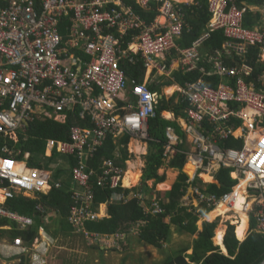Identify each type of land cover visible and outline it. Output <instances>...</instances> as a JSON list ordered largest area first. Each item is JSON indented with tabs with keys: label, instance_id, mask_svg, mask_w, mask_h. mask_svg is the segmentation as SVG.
Wrapping results in <instances>:
<instances>
[{
	"label": "built area",
	"instance_id": "2783aa9c",
	"mask_svg": "<svg viewBox=\"0 0 264 264\" xmlns=\"http://www.w3.org/2000/svg\"><path fill=\"white\" fill-rule=\"evenodd\" d=\"M151 9L156 14L148 20L142 11ZM208 12L203 33L191 45L179 47L176 40L187 24L176 0H0V136L16 141L25 120L53 117L63 123L70 112H76V120L85 126L73 123L68 140L50 138L45 145L50 154L56 151L76 160L71 174L78 189L71 193L68 220L78 231L85 222L104 217L101 205L94 211L92 181L112 191L109 202L127 200L122 191L127 187L126 169L110 158L92 168L86 159L107 137L114 141L127 134L138 141L150 139L148 120L156 115L161 98L148 85L134 82L129 95L121 98L128 89L123 63L138 56L148 69L164 72L166 66L158 59L175 53L184 70L201 73L178 87L176 99L184 106L185 130L192 136V148L185 153L195 168L193 174L213 177L219 167H230L231 177L237 179L230 191L220 195L194 187L197 207L203 203L212 210L227 209V217L238 221L236 204L242 198L240 211L248 228L264 235V4L208 0ZM249 13L252 26L245 22ZM257 13L261 17L256 18ZM215 31L224 36L221 47L200 55L201 44ZM223 57L234 64L226 65ZM201 63L211 67L207 70ZM212 77H219L215 86L210 84ZM206 120L213 125L212 134H203ZM166 136L167 150L176 151L181 140L169 128ZM216 138L243 144L220 148ZM49 179V173L27 167L2 145V202L51 190ZM151 206L145 211H162L157 203ZM0 218L22 229L34 224L31 217L1 202ZM94 235L98 243H107V236ZM124 235H110L109 243L119 248L117 240ZM33 240L29 247L33 263L46 264L49 240ZM11 245L19 254L28 249L21 236L14 237Z\"/></svg>",
	"mask_w": 264,
	"mask_h": 264
},
{
	"label": "trees",
	"instance_id": "16d2710c",
	"mask_svg": "<svg viewBox=\"0 0 264 264\" xmlns=\"http://www.w3.org/2000/svg\"><path fill=\"white\" fill-rule=\"evenodd\" d=\"M258 3H263L264 0H249ZM186 20L189 24L188 29H184L183 37L179 40L182 47L189 46L193 40H195L202 32L206 22L209 19L208 12V0H199L198 5L185 6ZM142 14L146 19H152L156 11L151 9L148 11H142ZM252 13L247 14L246 21L252 22L249 18ZM224 36L221 31H215L211 34L205 42L204 47H218L221 45ZM198 71H192L186 75L176 74V79L180 84H183L185 80L193 81L200 77ZM140 81V79H138ZM159 87L153 86L152 90ZM160 90V89H158ZM180 101L174 102L173 98L165 99L161 98L156 105V116L148 121V133L150 139L148 140L150 148L147 154L146 167L142 173V184L146 185V181L151 178L155 179V183L164 180V175H158L156 173V164L160 162V158L164 153V145L167 143L166 128L170 125H175L170 121L163 119L161 115L162 110L172 109L178 116H184V106ZM76 112H70L67 120L63 123L54 121L52 119H38L35 118L29 122V125L25 127L24 135L19 136L17 142L9 139L8 137L0 136V146L4 143L9 148H14L21 151V154L17 157V160H22V154L25 151H30V160L27 163L32 168L45 169L49 167V159L43 154V150L46 144L47 138L52 139H68V131L71 124L75 123ZM82 124V123H81ZM182 136V134H181ZM128 141V135L124 134L119 139V144L113 145L112 138L107 137L103 146L99 147L97 151L94 163L95 164L103 157L113 158V151L119 147L122 152V157L119 160H114L120 166H124L123 160L125 159L124 146ZM224 146H232V141H224ZM164 147V148H163ZM182 149V147H179ZM155 150L157 152H155ZM40 159H37L39 158ZM185 161V155L178 151L174 157L170 160L169 164L173 167L182 168ZM162 161L161 165L163 164ZM156 166V167H155ZM228 168H222L216 175L217 183L209 184V190L211 192H217L222 194L235 184L236 180L232 179L229 174ZM129 173V172H128ZM187 176L185 173L180 172L177 180L168 191L157 192L158 200L160 198H168V202L162 204L165 211L159 214H152L146 212L144 205L141 203V199L138 197L131 198L128 202L123 204H110L107 209V217L102 219L85 222V229L89 232H95L105 235H113L117 233H129L132 229L139 230V239L149 245L157 248H162L164 243L169 240L171 227L175 226L177 231L185 232L195 235L192 244V252L187 253L189 247H183L177 250L173 255H169L161 264H261L264 260V235L251 231L248 236L241 242L234 235V225L228 224L226 233L223 238V244L227 250V255L219 251V246L213 243L214 230L217 225L216 220L202 221L197 225V221L203 214L208 212V206L201 203L198 206V211L195 207L189 209L187 205H182L181 198L184 196L188 184H186ZM91 187L94 193V200L99 203L104 202L111 194V190H104L97 186L92 181ZM148 189V187H146ZM118 191L122 189H117ZM128 192L129 190L126 189ZM42 206H49L54 211L59 213L60 223L67 224L65 216L69 215V205L71 199L68 193H65L63 189H54L47 195H42L40 199ZM97 204L94 211L97 210ZM36 201L30 199H14L7 203L8 208L18 211L20 213H26L27 215L34 216L36 218L37 211L35 210ZM152 205V204H150ZM150 206L149 208H151ZM46 208V207H45ZM195 210V212H194ZM169 215V216H167ZM169 217V221H167ZM245 218V225L239 239L244 234L247 221ZM38 220L35 219V225L32 229H29L26 233L15 230V235L23 234L25 239L32 240L37 232ZM8 220L4 219L0 223L8 224ZM141 224H140V223ZM15 235L13 237H15Z\"/></svg>",
	"mask_w": 264,
	"mask_h": 264
},
{
	"label": "crops",
	"instance_id": "0c3cea01",
	"mask_svg": "<svg viewBox=\"0 0 264 264\" xmlns=\"http://www.w3.org/2000/svg\"><path fill=\"white\" fill-rule=\"evenodd\" d=\"M176 1L181 3V7H182L183 11L185 12V14H186L185 6L198 5L199 4V0H176ZM248 3L253 5V6L254 5L263 6V3H258V2H254V1H249L248 0ZM259 17H261V14L257 13L256 14V18H259ZM185 20H186V16H185ZM245 22H246L247 25H251V26L254 23L253 20H252V22H248V21H245ZM186 24H187V26L184 29H188L189 28V24H188L187 20H186ZM205 28H206V24H205L201 34L205 30ZM183 33H184V30H183ZM183 33L176 40V43L178 44L179 47H182L180 45V43H179V40L182 39ZM222 42H221V44H222ZM203 43L201 44V46L199 48L200 55L205 54V53L207 54L210 51L221 47V45H220V46L215 47L214 49H212V47H204ZM251 53L254 55L255 51L252 50ZM134 59H135L134 62L125 61L123 63V66H124V69H125V72H126V76H127V81H128V89H126V91H124V92H122L120 94L121 98H125V97H127L129 95V90H130V88H131V86L133 84L132 82H134V83L146 84V85H148V87L150 88V90L152 92H156L157 94L161 95V98H165V99L173 98L174 102H176V99H178L177 98L178 87L182 86L185 82L189 81V80H185L183 84H180L177 81V79H176V74L179 73V74H181L183 76V75H186L187 73H191L192 72V71L191 72L186 71V70H184L181 67L177 54L174 53L172 55H167V56H164L161 59H158V61H162L165 64V66H166V70L164 72L159 71L156 68L148 69V67L145 65V62L141 58H139L138 56L135 57ZM223 62L226 65H229V66H232L234 64L232 59H228L226 57H223ZM200 66H204L205 69H207V70L211 67V65L210 64L208 65V63H201ZM196 71L199 72V70H196ZM138 79H140V81ZM218 83H219V77H212V79L210 81V84L215 86ZM154 85L159 87L158 89H160V90H158V89L152 90V87ZM168 89H170V90H168ZM68 116H69V114H68ZM160 116L163 119H165L167 121H170L171 123L175 124L174 126L173 125L167 126L166 130L168 128L171 129L172 132L175 133L178 136V138L181 140L180 143L176 144V147L178 149H179V147H182V149H179V150H182L183 154L185 155V161L183 163L182 168L179 169L178 167L170 166L169 162L174 157V155L176 153H170L168 150H166V147L164 145V147H165V148L163 147L164 148V153H163V155L160 158V162H158L156 164L157 167L155 166L157 168L156 169V173L158 175H162V176L164 175L165 176L164 180L159 182L160 184H163L168 179L167 175L165 174L166 170H168V172L169 171L174 172L175 173V177H174L173 182L171 183L169 188L166 187V188H161L159 190H156L153 186H149L147 183H146V185L142 184L141 170H142V167H143V170L146 167L147 154H148V151H149V148H150V145H149V142H148L149 139L148 140L138 141V140H136L134 138H131L128 135V141H127L126 145L124 146V151H125L126 157L123 160V162H124L123 168L126 169V171H127L125 177L126 176L129 177L128 180L130 181V183L134 182L132 180V178L130 177L131 173L128 174V172H132V170H135V171L138 170V169L135 168V163H132L133 162L132 158H133V156L136 157L138 155L140 157L141 156H145L144 157V162L141 161V163H143L142 165L140 164L139 159L137 161H135L137 165L141 166V169H139V177L141 176V183H140V185H137V187H136L137 181L135 183L130 184V185H126L127 187L122 190L123 193L125 194V196L127 197V200L125 202L123 200H115L114 202H109L108 201L109 197H110L109 196L107 198V200H105L104 202H101V203L98 202V204H97V202L93 198V203H92L93 207H96V204H97V210H98L99 206L101 205L100 210H101V212L103 214L102 216H104V217L108 216L107 215L108 205H110V204H123V203L128 202L131 198L138 197V196H139L138 198L141 199V203L144 205V208H149L151 206L150 204L153 205V203H157L160 206V208L162 209V211L159 212V213L164 212L165 208L162 206V204L167 203L168 202V198H166V197L160 198L162 201L159 202L158 196H157V192L170 190L172 185L174 184V182L177 180V177H178L180 172H183V173L186 174V176H187L186 184H188L187 190H186V192L184 194V196L188 197V199L185 200L184 196H183L181 198V203H182V205H187L189 207V209H192V207L193 208L195 207L196 211H198L199 209L197 207L196 200L193 198V188L196 187V186H200L204 190H206L208 192H211L209 190V184L217 183V180H216L217 173L222 168H228L230 170V167H219L218 170L215 172V176H213V177L211 175H207V174H202L200 176L193 174L195 168L190 162L187 161V155L185 153V152L189 151L190 147L192 148V146L190 145L192 136L187 134V132L185 130V128H186L185 116H182V115H180V116L178 115L177 116L174 113V110H172V109L162 110ZM36 118L41 119V120H44V119L48 118V119H52L54 121L60 122L58 120H55L53 117H51V118H49V117H44V118L36 117ZM151 118H153V117H151ZM151 118H149V120ZM74 119H75V123H79V124L82 123V126H85L84 122H80V121L76 120V119H78L77 114H75ZM29 122H28V125H29ZM28 125H26V126H28ZM212 126L213 125L208 120H206L205 124L203 125V134H206V133H211L212 134V132H211L213 130ZM24 131H25V129L23 131H18V139H19L20 134L24 135V133H25ZM181 134H182V136H181ZM68 136H69V134H68ZM18 139L16 141L15 140H13V141L17 142ZM47 139H50V138H47ZM47 139H46V141H47ZM119 139L114 140V141L112 140L113 145L117 146L119 144ZM57 140H62V139H57ZM116 141H118V142H116ZM224 141L225 140H221L219 138L215 139V143L220 148L221 147L239 148L243 144L241 140L229 139L228 141H232V146H224L222 144ZM103 144L101 146H103ZM1 147L2 146H0V148ZM9 149L13 152V155L15 156L16 159H17L16 156H19L21 154L20 150H17V149H14V148H9ZM98 150H99V148H98ZM97 151H96L95 155H93L91 157H88L86 159L87 160V164H88L89 167L96 168V167H98L101 164V161L103 159L108 158V157H103L98 162H96L95 164H91V162L94 163V161H95V157H96ZM42 152L44 153L43 155L46 158L49 159V162H48L49 167H47L45 169H41V170L42 171H46L47 173L50 174V179H49L50 182L49 183L52 185V187H51V190H47L46 192H40V193L36 194V196H35V201H36L35 210L37 211L36 218L34 216L27 215L26 213H20L18 211L11 210L7 206V203L9 201H11V200H14V199H22V200H24V198L25 199L34 200L32 198L33 196L25 197V196H21L20 195V196L14 197L12 199H8V200H6L4 202H2V199L0 198V202L5 208H7V209H9V210H11L13 212H16L18 214L27 215V216L31 217L34 220V224L31 227H29L27 230H23L15 222H13V221H11V220H9L7 218H0V222L2 220H4V219H7L9 221L8 224H1L0 223V264H31L30 256L32 254V251H31V249L29 247H30L31 244H33V242H34L33 239L35 237H37L39 241H48L49 240V242H50V247H49L48 252L46 253V258H45L46 259V264H49L50 257L53 258V256H51V254L53 252V249L57 246L56 245V241L58 240L57 237L64 236V235H66V233H72V234H75L77 236L83 237V239L86 240V242L88 241V243H90V244L93 243V245H95L96 249L97 248L98 249H103L104 250V254L107 253V249L108 248H111L110 246H113L114 248H116V246L111 245L109 243V240H108L112 235L108 236V235H105V234L89 232V231H87L85 229V227H84L85 224L83 226L84 229L81 230V231H78V229L76 227H74L73 225H71V223L69 222L68 215L65 216V220H66L67 224H65V223L62 224V223H60V218H62V216H60L59 213L54 211L49 206H45L46 208L42 206V203L40 201L42 195H47V194H49V192H51L54 189H63V191L65 193H68V195H69V197L71 199V202H70V205H69V209H70V206L72 204L71 193L74 190V185L69 187V188H65V184H67L69 180L70 181L72 180L70 169L72 168V166H74L76 164V160H69V158L67 156L59 154L56 151H53L50 154V151H49V149L46 148V145H45L44 150ZM155 152H157V151L155 150ZM168 154L170 155V157L167 160V159H165V156L168 155ZM30 156H31V152L30 151H25L22 154V160H17V161H20V162L24 163L27 167L31 168L28 165V163H27V160H30ZM121 157H122V152L120 151L119 147H117L113 151V158H110V159H113L115 161L116 160L120 161ZM37 159H40V156ZM163 160H164V162L161 165ZM166 166L169 169H167ZM159 170H161L163 173L160 174ZM230 172H233V171L230 170L229 174H230ZM231 176L232 175H230V177ZM232 179L235 180V178H232ZM149 180L155 181L154 178H151ZM56 182H60L61 183V187L56 188L54 186V184ZM235 184H236V182H235ZM146 187H148V189H146ZM126 189L129 190V191L127 192ZM228 191H230V189ZM228 191H226V192H228ZM226 192H224V193H226ZM214 193H217V192H214ZM136 194H138V196H136ZM240 199L241 198H239L238 200H240ZM105 203H107V204H105ZM37 206H39V207L41 206L43 209H38ZM236 207H237L238 210H240L239 205H236ZM208 208H209L208 212L203 214L202 217L197 221L198 229H199V225H200V223L202 221H205V220H208V221L216 220L217 222H219L218 218H216V219L215 218H212V219L207 218V215H212V213H216V212H214L215 210H212L211 207H208ZM217 210H218L217 212L220 214L221 212H219V209H217ZM194 212H195V210H194ZM167 216H169V215H167ZM220 216H222V215H220ZM232 216H234V215L232 214ZM35 219L36 220L39 219L38 220V222H39L38 226H36L37 227V232H36V234H35V236L33 237L32 240L25 239V237H24V235L22 233H26L29 229H32L34 227V225L36 224L35 223ZM100 219H102V218H100ZM166 220L169 221V217H167ZM55 222L57 223V225H56V228H54L55 230L52 231L51 230V223H53L52 224V226H53ZM226 222H229V223L231 222L232 224H235L238 221H236L235 217H232L231 220H230V218H228V220H224V221H222L220 223L219 226L224 228V233H223V237H222V245L216 244L215 240H214V237H213V243H215V245L220 246V248L222 250L219 248V251L221 253L225 254V255H227V251H226V249L224 247V244H223V238H224V234H225V231H226V224H227ZM217 226H218V224L215 227L214 236H215L216 229L219 227V226L218 227ZM247 227H248V223H247ZM15 230L20 231L22 233L18 234V235H15V232H14ZM170 230H171V232H170L169 239L171 238L172 227H171ZM85 232H87V235L85 234ZM6 233H8L9 237H6ZM247 233L249 234V232H247V230H246V233L242 236L241 239H239L237 237L239 242L243 241L247 237V235H248ZM94 234H97L99 236H107V238H106L107 243L99 244L98 241H97L98 237H95L96 235H94ZM124 234L125 235L122 238L117 240V244L119 246V248H116L117 251H121L124 248H127V244L129 243L128 239L130 237H132V238L135 237L138 242L141 241L139 239V230L138 229H132L129 233H124ZM14 235H15V237L16 236H21L24 239V241H25V245L28 247V249H26L25 252L21 253L20 255H19L18 249H15V247H13L11 245L12 237ZM63 247H64L63 250H65V249L66 250H71L70 248H68L66 246H63ZM185 247H187V246H185ZM188 247H189V250H190V253H191L192 252V245H190ZM180 249H182V248H180ZM119 264H122V263L120 262ZM261 264H264V260L262 261Z\"/></svg>",
	"mask_w": 264,
	"mask_h": 264
},
{
	"label": "rangeland",
	"instance_id": "374dc122",
	"mask_svg": "<svg viewBox=\"0 0 264 264\" xmlns=\"http://www.w3.org/2000/svg\"><path fill=\"white\" fill-rule=\"evenodd\" d=\"M144 157L145 156L140 157L138 155L136 157L133 156L132 158L133 160L132 163H135V168L138 170L136 171L132 170V172H129L128 174L131 173L130 177L134 181L132 183H135L137 181L136 187L137 185H140L142 175L139 177V169H141V166L137 165L135 161L139 159V162L142 165L143 163H141V161L144 162ZM166 168L169 169L167 166ZM142 173H143V167L141 170V174ZM159 173L162 174L163 172L159 170ZM165 174L167 175L168 179L172 175H175L174 172L172 171L168 172V170H166ZM128 179L129 177L126 176L124 178V183L126 185L132 184ZM146 183L149 186H153L156 190L161 189L160 186L162 184H160L159 182L155 183V181L149 180L146 181ZM73 185H74L73 181L69 180L68 183L65 184V188H69ZM100 213L102 215V212ZM216 216L217 214L215 213L214 215H207V218L210 219L218 218L219 220V222L217 223L218 226L222 221L228 220L227 215H222L221 217L219 216L216 217ZM52 224L53 223H51V230L53 231L55 230L54 228H56L57 223L55 222L53 226ZM219 229L222 230V237H223L224 228L219 226L216 229L214 240L216 244L222 245V240L220 243H218V241L216 240L217 231ZM195 236L196 234L192 235L185 232H179L176 230L175 226H172L171 238L168 240L167 243L163 244L162 248H157L155 246L146 244L142 241L138 242L135 237L134 238L130 237L128 239L129 243L127 244V248H124L121 251H117L116 248L109 245L111 248H108L107 253L104 254L103 249H98V248L96 249L93 243L90 244L88 243V241L86 242V240H84L83 237L77 236L72 233H66V235L64 236L57 237L58 238V240L56 241L57 246L53 249V252L51 254L53 258L50 257L49 264H119L120 262L122 264H161L166 259L167 256L173 255L180 248L192 245ZM6 237H9L8 233H6ZM63 246H66L71 250H66V249L63 250L64 248ZM187 253H190L189 249L187 250Z\"/></svg>",
	"mask_w": 264,
	"mask_h": 264
},
{
	"label": "bare ground",
	"instance_id": "6f19581e",
	"mask_svg": "<svg viewBox=\"0 0 264 264\" xmlns=\"http://www.w3.org/2000/svg\"><path fill=\"white\" fill-rule=\"evenodd\" d=\"M168 90H170V89H168ZM170 157V155L168 154V155H166L165 156V159H167L168 160V158ZM191 172V171H190ZM174 177H175V175H172L167 181H165L160 187L161 188H166V187H170V185H171V183L173 182V180H174ZM242 198L240 199V200H238L237 201V204L236 205H239V207H241V202H242ZM219 209V211L221 212V214L222 213H225L226 212V210L227 209H223V208H218ZM238 210V209H237ZM217 211L218 210H215L214 212H216L217 213ZM240 210H238V214H240V218H241V224H239L237 227H236V236H240L241 235V233H242V230H243V228H244V225H245V218H244V216L243 215H245V214H243L241 211V213L243 214H241L240 212H239ZM215 213H212V215H214ZM246 217V216H245ZM247 221V220H246ZM216 240L218 241V243H220L221 242V240H222V230L221 229H219L218 231H217V237H216Z\"/></svg>",
	"mask_w": 264,
	"mask_h": 264
},
{
	"label": "clouds",
	"instance_id": "9594fccd",
	"mask_svg": "<svg viewBox=\"0 0 264 264\" xmlns=\"http://www.w3.org/2000/svg\"><path fill=\"white\" fill-rule=\"evenodd\" d=\"M168 141V140H167ZM191 145V144H190ZM167 146V143H166V145H165V147ZM176 147V146H175ZM176 151H174V152H172V151H169L170 153H176V152H178V151H181L182 153H183V151L182 150H179L177 147H176ZM166 150H167V148H166ZM32 168V167H31ZM39 169V168H38ZM230 170H232L233 171V169L232 168H230ZM70 171H71V169H70ZM231 173V172H230ZM71 178H72V174H71ZM236 180V183H237V179H235ZM72 181H73V179H72ZM73 184H74V181H73ZM78 189V186L76 185V184H74V189ZM118 191V190H117ZM119 192V191H118ZM35 196H36V194L32 197L34 200H35ZM72 203H73V201H72ZM41 207V206H40ZM37 208H38V206H37ZM39 209V208H38ZM41 209H43L42 207H41ZM222 215H228V214H226V213H224V214H222ZM219 217H221V216H219ZM104 218V217H103ZM238 218V222L237 223H235V224H232L231 222L229 223V222H226L227 224H226V230H227V227H228V224H230V225H234V229H233V231H234V235H235V237L237 238V236H236V227L239 225V224H241V218H240V214H239V216L237 217ZM216 219V218H215ZM248 227L246 226V228H245V230H244V234L246 233V230H247V232H251V231H253V229H251V228H248ZM28 228H25V229H23V230H27ZM225 233H226V231H225ZM243 234V235H244ZM248 234V233H247ZM225 235V234H224ZM248 236V235H247ZM14 237H12V239H13ZM99 244H101V243H99ZM219 248H220V246H219ZM20 255V254H19ZM30 259H31V256H30ZM31 264H38V262H36V261H34V263H33V261H32V259H31Z\"/></svg>",
	"mask_w": 264,
	"mask_h": 264
},
{
	"label": "water",
	"instance_id": "95a60500",
	"mask_svg": "<svg viewBox=\"0 0 264 264\" xmlns=\"http://www.w3.org/2000/svg\"><path fill=\"white\" fill-rule=\"evenodd\" d=\"M24 123H25L26 125H28V122H27L26 120L24 121Z\"/></svg>",
	"mask_w": 264,
	"mask_h": 264
},
{
	"label": "snow or ice",
	"instance_id": "6c2138e0",
	"mask_svg": "<svg viewBox=\"0 0 264 264\" xmlns=\"http://www.w3.org/2000/svg\"><path fill=\"white\" fill-rule=\"evenodd\" d=\"M138 91H139V89H138Z\"/></svg>",
	"mask_w": 264,
	"mask_h": 264
}]
</instances>
